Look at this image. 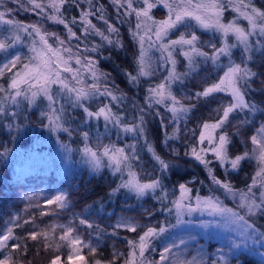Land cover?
<instances>
[{"label":"snow or ice","instance_id":"6c2138e0","mask_svg":"<svg viewBox=\"0 0 264 264\" xmlns=\"http://www.w3.org/2000/svg\"><path fill=\"white\" fill-rule=\"evenodd\" d=\"M4 2L5 0H0V6H3ZM14 2L26 11L39 10L38 15L47 13L45 19L63 25L67 29L68 37L65 40L57 33H49L41 24H25L8 18L14 11L11 8L0 11V25L8 26L4 30L11 33L0 39V54L5 55V62L0 63V121L5 122V126L13 134L12 141L19 140L25 132V123H17L22 114L33 107H42L39 113L42 128L53 134L67 133L69 137L78 135L82 142V147L73 149L60 142L57 135L66 162L71 163L72 153L78 151L81 162L88 165L93 172L107 168L114 176L118 175L120 182L111 190V194L126 190L137 198H142L152 193L162 205L160 210L174 216L175 222L169 221L159 226H140L138 223L122 220L115 228H126L129 232H136L138 227L143 230L137 239L127 240V254L116 250L111 259L105 260L95 258L98 249L81 238L79 228L75 224H52L39 232L32 231L27 233L26 237H20L14 229L34 223V216L23 219L21 223L22 217L16 215L11 218L12 226L0 233V264H23L15 255L28 251L27 239H42L45 248H51L53 245L50 241L58 239L56 249L66 244L75 253L79 264H117L118 261L121 264H232L233 261L235 264H246L247 259L253 255L259 257L258 264H264V251H261L264 249V226L257 223L259 219L264 218V122L255 128L247 140L242 141L245 150L235 155L230 153L233 137L223 130L231 123L230 117L235 118L234 114L245 113V118L234 125L236 134L239 135L241 127L252 123L249 116L257 111H264L248 99L252 90L251 80L257 75L248 62L253 59L255 51L264 49V9L258 8L254 0H111L118 10L124 9V16H134L136 21L130 32L139 49L135 57L137 69L135 75L126 72L129 82L138 84L140 77L154 75L152 58L148 55L151 48H156L160 52V60L170 65L168 74L159 83L148 87L144 98L146 107H140L139 115L133 122H128L122 113L113 109L112 103L120 104L124 96L117 95V86L114 81H110L111 74L98 67L99 61L96 58L80 54L79 44L75 46L76 50L70 44L72 39H80L71 26L79 20L85 36L97 35L104 43L116 49L124 48L119 28L103 15V5L95 11H92L91 7L82 10L78 18L74 17L69 21L65 19L62 9L69 3L79 6L78 0H27L31 5L30 9L24 6L22 0ZM88 3L91 6L92 0H88ZM229 7L236 16L225 22L224 13ZM158 8L166 10L162 19H157L153 14V10ZM97 12L100 13L99 16ZM89 17L103 20L106 27L101 30ZM241 20L247 21L246 27L241 24ZM194 28L219 34L220 46L208 41L207 46L212 51H205L201 37ZM176 32H179V35L171 38ZM21 33L32 37L28 54L25 55L14 51L18 44L23 43ZM254 36L261 39L253 42ZM229 37H234L233 42H229ZM50 40L53 42L50 43ZM102 47L103 44H94L91 48H85V51L98 53ZM237 48L241 49L240 63L232 59V50ZM177 56L184 57L189 72L176 71ZM222 57L228 59L227 64L221 63ZM208 61L220 67L222 75L202 91L196 92L193 97L180 98L174 94L173 84L183 83L184 78L195 71L201 62ZM215 93H225L230 99L215 109L217 119L212 122L205 121L200 125L196 143L184 153L204 166L215 188L210 189L206 196H201L199 191L193 195V189L189 187L188 182L180 183L179 195L169 199L163 177L169 171L171 162L148 140L145 115L154 106L163 105L172 114L170 122L178 124L195 108L194 104L183 103V99L207 98ZM101 97L108 98V102L100 101L96 109L92 110L89 102ZM38 101L41 103L38 104ZM69 107L73 110L82 109L84 119L81 124L86 130L80 125L71 127ZM156 115L159 116L160 112L157 111ZM23 119L26 120L27 117L23 116ZM101 120L104 122L103 132L99 131ZM92 121H96L95 133L92 131ZM161 123L163 124V118ZM112 128L118 130V138L120 133H131L143 138L141 149L146 148L160 174L153 177L151 173L144 171L137 142L118 144L112 141L109 136ZM178 133L177 127L174 129V135L166 134L165 143L170 139H178ZM249 142L250 149L247 147ZM174 153L179 155L176 150ZM209 153L213 159H208ZM10 156L18 159L20 170L25 171L29 164L39 159V149L34 148L17 158L13 148L6 144L0 145V163H11ZM245 161H254L255 171L251 182L243 189L236 188L227 178L221 179L213 167L218 163L227 177L231 172H239ZM158 190L160 195L157 196L155 194ZM218 192L233 200L235 207L227 206ZM25 199L31 200L32 197ZM45 203L60 209L68 206L64 193L46 200ZM31 206L30 204L29 207ZM48 214L50 213L44 211L40 213L41 216ZM204 216L211 219L199 218ZM79 225L98 232L104 231L86 218H79ZM57 228L60 229L58 238L55 236ZM174 229L188 231V238L171 240L159 251L158 258L149 259V255L157 251L153 241ZM198 230L216 236L221 242V247L208 253L202 245H198L195 255L187 258L184 254L189 249V242L196 241V236L191 233ZM49 232L53 234L51 237ZM112 234L116 235L115 229ZM10 241L12 243H9ZM85 248L94 257L93 260L89 261L82 254ZM71 259L73 257L70 255L69 260ZM59 261L60 257L57 256L50 264H58Z\"/></svg>","mask_w":264,"mask_h":264},{"label":"trees","instance_id":"16d2710c","mask_svg":"<svg viewBox=\"0 0 264 264\" xmlns=\"http://www.w3.org/2000/svg\"><path fill=\"white\" fill-rule=\"evenodd\" d=\"M10 0H5L4 5L0 6V11H5ZM255 5L264 9V0H254ZM92 9H97L101 5L104 7L103 13L108 14L107 19L115 24L120 32V38L124 44L123 49H116L101 40V37L93 34L87 36L77 34L80 37L79 40L72 39L71 44L83 43L86 48H91L94 44H103L98 53L88 52L92 57L99 61L98 67L111 74L110 79L115 82L117 86V95L123 94L124 99L120 104L112 103L114 111L122 113L128 122H133L139 115V108L146 107L145 96L147 89L150 86L149 80L158 79V72L162 71L161 60L158 54H155L157 61V72L154 70V75L151 77H140L138 84L130 83L126 72L136 74L137 64L135 57L138 54V45L133 40L130 28H134V16L127 17L123 15V8L118 10L117 6L109 0H92ZM77 5L69 3L64 6L63 12L65 19L69 18V15H78ZM99 13V12H97ZM22 18L32 19L34 17L39 18L36 11H30L27 14H23ZM236 13L229 7L227 13L224 14L225 21H228L231 17H235ZM50 21V20H48ZM242 25L247 26L242 20ZM61 31L66 30L63 25L57 24ZM75 24L73 25V27ZM101 26V25H100ZM103 29L106 25L101 26ZM79 30V29H78ZM198 35L201 37V41L205 51L211 52L212 50L207 46L204 41L207 39L212 40L220 45V36L214 32H205L203 30L196 29ZM1 35V30H0ZM68 37V32H67ZM84 38V39H83ZM233 42L234 37H229ZM261 39L259 36L252 38L255 40ZM232 59L240 63L241 62V49H233ZM5 57L4 54H0V60ZM107 57V58H105ZM178 57V56H177ZM200 58H198L199 60ZM178 64L181 73L189 72L187 61L184 57H179ZM222 64H227L228 59L226 57L221 58ZM249 67L257 73L251 80V91L249 92L248 99L255 102L259 108L264 109V49H260L254 52L253 59L248 62ZM152 64V60H151ZM222 74L220 67H217L208 61L207 63L201 62L195 71H192L189 76L184 78L183 83H175L172 85V90L180 98L193 97L196 92L202 91L205 86L215 81L219 75ZM183 94V95H182ZM225 93H215L207 98L196 99H183L185 104H194L195 108L187 114V118H182L179 123L170 122L171 113L163 105H156L153 109L149 110L145 115L146 121V134L148 140L156 148V150L167 160L171 162V167L167 173L164 174V185L169 193V199L175 198L179 195L177 181L188 182L189 187L193 189V195L199 191L201 196L209 194L210 189H214L215 186L208 178V173L204 166L199 164L191 156H186L184 153L189 150L191 145H194L199 135V126L207 119L203 115L208 106L213 103L216 97H225ZM100 101L108 102V98L101 97L96 101H90L92 110H95L97 104ZM41 102L38 101V104ZM40 110L41 107H34L22 114L21 120L17 123L23 122L26 125L24 134L16 142L12 141V133L5 126V122L0 121V145H7L13 148L14 155L19 158L23 153H29L34 148L39 149V159L34 163L27 166V170L21 171L18 163V159H13L12 156L9 159L11 163H0V233H2L7 225L12 221L11 218L19 215L23 219H29L34 216V223L25 224L22 228H15L14 231L17 236L26 237L27 233L32 231L39 232L42 229L48 228L52 224L67 225L69 223L75 224L80 231L81 238L95 246L98 251L95 258L111 259L113 252L118 250L121 253L127 254L128 244L127 240H135L143 230L142 227H138L136 232H129L126 228H115V225L122 220L138 223L140 226L147 225H161L167 222H175L174 216H169L166 212L161 211V203L155 198L152 193L137 198L134 194L128 193L126 190H121L118 193L111 194V190L116 187L120 182L119 177L114 176L111 170L104 168L99 172H93L90 167L81 162L80 153L74 151L72 153V162L65 161V154L60 148V144L57 141V135L60 137V142L68 144L73 149L82 147V142L78 135L69 137L67 133H59L53 135L52 144L46 142H33V136L39 135L43 128L40 126ZM159 111L160 115L157 116L156 112ZM70 125L75 128L80 125L82 129L84 126L81 124L84 119L82 109H71L69 107ZM23 116L27 119L24 120ZM235 118L230 117L231 123L223 129L233 137V144L230 146V153L235 155L243 152L245 146L242 141L247 140L250 137L255 128L259 126L261 122H264V111H257L254 115L249 116L252 120L251 124L244 125L240 128V134H236V125L239 120L245 118V113L238 115L234 114ZM163 118V124L161 119ZM103 120L99 122V131L103 132ZM92 131L95 133L96 121H92ZM111 127V126H110ZM179 128L178 139H170L165 143L166 134L168 136L174 135V129ZM40 128V130H39ZM86 130V129H84ZM117 129L112 128L109 133L110 139L118 144L137 142V149L140 152L142 165L146 173H151L154 177L159 175V171L155 168V162L152 160L151 155L147 152L146 148L141 149L144 144V139L134 136L133 134L120 133L119 138L117 136ZM195 132V135H193ZM247 147L251 148L249 142ZM174 150L179 152V155H175ZM50 153H54L56 160L54 162L55 167L50 166L47 156ZM208 159H213L211 153L208 154ZM216 174L221 179H229L232 181L236 188L243 189L246 184L251 182V177L254 174L255 166L254 162L245 161L242 164L239 172H231L227 177L224 175V169L221 168L218 163L214 164ZM203 182V183H201ZM44 188L42 189V187ZM57 190L65 192L68 200V206L60 209L55 205H47L46 200L51 199L53 193ZM217 194L221 195L224 200L225 197L221 192ZM155 195H160L159 190ZM32 197L31 200L25 199V197ZM32 205L29 207V205ZM36 205H39L38 207ZM41 211L48 212L50 214L41 216ZM152 213V215H149ZM79 218H86L94 225H99L103 232H98L94 229H87L85 226L79 225ZM13 223V221H12ZM258 225L264 226V218L257 221ZM35 225V226H34ZM115 229L116 235H113ZM182 232L181 229L170 230L164 236L153 241L156 252L149 255V259L158 258L159 251L162 250L164 245L169 240ZM198 238L203 241L201 234L195 233ZM208 234V233H207ZM53 234L49 232L51 237ZM60 235V229L57 228L55 236L58 238ZM209 235V234H208ZM216 236H208L206 243V249L209 251L215 248L218 238ZM22 242V241H17ZM52 243L51 248H45L44 241L42 239L31 240L27 239L28 251L26 253H17L15 258L23 261V264H50L52 258L61 255L66 256L68 246L66 244L56 249V241H50ZM171 242V241H170ZM9 243H12L10 241ZM258 247V246H257ZM190 250V249H188ZM264 250V249H263ZM85 257L94 259L89 254L87 248L83 249ZM64 256V257H65ZM259 257L253 255L248 258L246 264H258ZM232 263H235L234 261ZM117 264H121L120 261Z\"/></svg>","mask_w":264,"mask_h":264},{"label":"rangeland","instance_id":"374dc122","mask_svg":"<svg viewBox=\"0 0 264 264\" xmlns=\"http://www.w3.org/2000/svg\"><path fill=\"white\" fill-rule=\"evenodd\" d=\"M109 1H111V0H109ZM45 2H46V0H45ZM22 3L24 4V6L25 7H27V8H31V5H29L28 3H27V0H22ZM78 4H79V6L77 7V11H78V15H69V18L67 19V20H69V21H71L72 20V18H74V17H79L80 15H81V12H82V10H86V9H89L90 7H91V10L92 11H95V9H92V7L94 6V4L93 5H89V3H88V0H78ZM7 8H11V9H13L14 11H13V13L11 14V16L10 17H8V18H11V19H14V20H17V21H21V22H23V23H25V24H41L42 25V27H43V29L44 30H46L47 32H49V33H57L62 39H65V40H67V29L66 30H63L64 31V33L61 31V29L58 27V25H57V23H54V22H52V21H48L47 19H45V16H46V14L47 13H41V14H39L38 16H39V18H36V17H34V18H32V19H29V18H22V17H24L23 16V14H27V13H29L31 10H29V11H26V10H24V7H21V5L20 4H18V3H16V2H14V0H10V3L7 5ZM229 9V8H228ZM63 10L64 9H62V12H63ZM39 10H36V12H38ZM124 11V10H123ZM51 12V9H49L48 10V13H50ZM227 13V11H225V13L224 14H226ZM65 13L63 12V15H64ZM153 14H154V16L157 18V19H162V18H164V16L166 15V10H164V9H162V8H158V9H154L153 10ZM100 15V13H97V16H99ZM103 15L105 16V18L107 19V17H108V14H106V13H103ZM18 16H22L21 18L20 17H18ZM134 18V24L136 23V21H135V17H133ZM89 19H91L92 20V22L98 27V28H100L101 30H103V28L101 27V26H104L105 24H104V21L103 20H98V19H96V17H89ZM233 19V17H231L229 20H232ZM243 21V20H242ZM225 22H227V21H225ZM244 23H246V25H247V21H243ZM101 25V26H100ZM72 26V28H73V31H75L77 34H79L80 35V32H81V34H83V25L79 22V20H77V22H76V24H75V26L73 27V25H71ZM8 26H6V25H0V30H1V35H0V39H4L6 36H9V35H11V33L10 32H7V31H5L4 29L5 28H7ZM79 29V30H78ZM196 29H198V28H194V30H196ZM184 29H180V31H183ZM200 30V29H199ZM84 35V34H83ZM177 35H179V32H176L174 35H172V37L171 38H176V36ZM21 36H22V39H23V43H20V44H18L17 46H16V48L14 49V51L15 52H19L21 55H25V54H28V46H29V44H30V42H31V39H32V37H28V36H26V34H24V33H21ZM84 39V38H83ZM221 39V38H220ZM208 41H211L212 43H215L214 41H212V40H209V39H207L206 41H204V43H206L207 44V42ZM50 43H52L53 41L52 40H50L49 41ZM83 43H75V44H71V42H70V44H71V46H73V48H74V50H76L75 49V46L77 45V44H79V52H80V54H82L83 56H91L89 53H88V51H85V48H86V46L84 45V41H82ZM229 42L231 43L232 41L229 39ZM146 47H147V45H145ZM220 46V45H219ZM155 54H158V57L160 58V52L159 51H157L156 50V48H151V49H149L148 50V55L152 58L151 60H152V66H153V68H154V70H155V72H157V61H156V58H155ZM179 57H181V56H178L177 57V59H179ZM183 57V56H182ZM3 62H5V57L3 58V59H1L0 60V63H3ZM73 66L75 67V64L73 63ZM161 66H162V68H163V70L162 71H159L158 72V76L156 77V78H158V79H153V80H149V82H150V85H153V84H156V83H159L167 74H168V72H167V69L170 67V65H168V64H165L163 61L161 62ZM180 67H179V64L177 63V65H176V71L177 72H179V73H181L180 72ZM103 71V70H102ZM105 72V71H104ZM222 75V74H221ZM110 81H112V79H110ZM90 82V81H89ZM183 95V94H182ZM224 95H226V94H224ZM230 99V97L228 96V95H226L225 97H216V99L213 101V103H211L209 106H208V108L204 111V113H203V115H205V117H207V119L205 120V121H209V122H212V121H214L215 119H217L218 117H217V114H216V112H215V109H217L218 107H220V105L221 104H224V103H227L228 102V100ZM43 104H46V102H43ZM99 104V103H98ZM98 104H97V106H98ZM34 108V107H33ZM32 108V109H33ZM41 109H42V107H41ZM29 110H31V109H29ZM28 111V110H27ZM26 111V112H27ZM39 111H41L40 110V108H39ZM205 121H203V122H205ZM202 125V124H201ZM39 130H40V128H39ZM199 132H200V126H199ZM53 133H50L47 129H45V128H43V130H41V132H40V134L39 135H34L33 136V142L35 143V142H48V143H51L52 142V140H53ZM199 136V135H198ZM105 142H107V140L105 141ZM52 144V143H51ZM56 158L57 157H55V155H54V153H50L48 156H47V159L48 160H50L49 161V164H50V166H53V167H55V165L56 164H54V162H55V160H56ZM254 162V161H253ZM254 166H255V162H254ZM188 182H190V181H188ZM177 183H185L184 181L183 182H180V181H177ZM44 188V186L42 187V189ZM60 193H64L65 194V192L64 191H61V190H57L56 192H54L53 193V196H52V198L53 197H55L56 195H58V194H60ZM219 195V194H218ZM221 199H222V197H221ZM224 203L227 205V206H229V207H235V204H234V202H233V200H231L230 198H225L224 199ZM199 218H201V219H211V217H207V216H204V217H199ZM186 219H187V217H186ZM121 222V221H120ZM120 222H118V223H120ZM10 226H12V221L7 225V227H10ZM182 230V232H180L179 234H178V236H176V237H174L173 239H176V240H178V239H180V238H184V239H187L188 238V236H189V232L188 231H185V230H183V229H181ZM209 231H212V230H209ZM195 233H198V234H201L202 235V237H203V241H201V237L200 238H198V235L197 234H195ZM192 235H195L196 236V241L195 242H189V249L190 250H188L184 255L187 257V258H190L192 255H195V251H196V248H197V246L198 245H202L204 248L206 247V243H207V241H208V234H207V232H204L203 230H198V231H194V232H192L191 233ZM213 238H217V237H213ZM172 238L169 240V242H167V243H170V241L171 240H173ZM166 243V244H167ZM217 246L215 247V248H213L212 250L210 249L209 251H207L206 249V251L208 252V253H212V252H214L218 247H221V242H220V240L219 239H217ZM261 251H264L263 249H261ZM66 253H68V255H64V256H61V255H58L59 257H60V261L58 262V264H79V260H78V258L76 257V255H75V253L74 252H72L71 251V249L68 247V249H67V251H66ZM83 254V253H82ZM72 256L73 257V259H71V260H69V256ZM84 255V254H83ZM85 256V255H84ZM57 257V256H56ZM55 258V257H54ZM54 258H52V259H54ZM86 259H88L89 261H91V260H93V259H91V258H89V257H85ZM232 264H235V263H232Z\"/></svg>","mask_w":264,"mask_h":264}]
</instances>
